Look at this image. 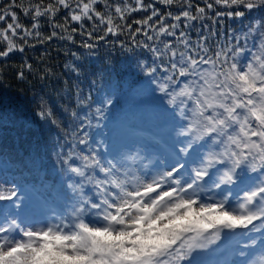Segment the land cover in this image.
<instances>
[{"label":"snow or ice","instance_id":"snow-or-ice-1","mask_svg":"<svg viewBox=\"0 0 264 264\" xmlns=\"http://www.w3.org/2000/svg\"><path fill=\"white\" fill-rule=\"evenodd\" d=\"M228 19L248 23L229 30ZM0 22V62L77 35L88 50L126 36L120 47L142 50V90L168 124L148 143L96 142L90 129L115 93L93 100L77 89L83 115L71 111L80 121L71 132L41 95L35 117L72 141L54 161L66 207L45 216L28 191L0 180V264H221L209 256L225 241V264H264V0H7ZM25 69L54 75L27 63L20 80ZM129 134L145 135L131 125Z\"/></svg>","mask_w":264,"mask_h":264},{"label":"trees","instance_id":"trees-1","mask_svg":"<svg viewBox=\"0 0 264 264\" xmlns=\"http://www.w3.org/2000/svg\"><path fill=\"white\" fill-rule=\"evenodd\" d=\"M6 2L7 0H0V4ZM22 2L27 4L28 0ZM159 7L162 11L165 10V6ZM143 15L133 14L136 19ZM252 15L259 13L254 12ZM59 20L62 22L63 17L60 16ZM20 22L30 27L28 19L23 16L20 17ZM225 23L231 30L242 28L248 21L228 19ZM90 24L91 22H87L86 27ZM41 25L42 31L47 33L48 23L43 18ZM2 26L0 22V27ZM84 39L87 37L77 35L75 44L54 40L50 44L26 48L23 54L16 52L0 62V180L14 181L28 191L32 197V207L39 213L42 209L37 202L41 201L42 196L50 200V207L58 200L61 204L64 203L63 208L55 205L52 209L54 211L60 212L66 207L65 199L58 195L63 189L65 178L54 161L58 146L72 143L70 140L66 141L63 130L42 125L35 117L41 95L50 100L57 116L67 125V131L71 132L80 123L71 116V111L83 115L76 102L77 89L82 96L91 93L93 100L115 93L116 103L108 118L101 122L100 128L94 126L90 129L96 142L101 139L130 138L134 142L143 140L148 143L149 136L168 134L162 130V126L168 127V124L157 115L156 102L147 91L142 90L144 79L139 74L136 63L143 58L139 55L142 50L128 52L121 48V41H127L126 36H109L91 50L80 47V42ZM72 53L76 55L73 56ZM27 63H32L34 69L51 71L54 75L47 81H41L35 71L30 75L25 69L26 79L20 80L16 73ZM74 66H78L79 75L73 71ZM64 107L68 108L67 112L62 111ZM130 125L145 135L130 136ZM0 207H3L2 202Z\"/></svg>","mask_w":264,"mask_h":264},{"label":"rangeland","instance_id":"rangeland-1","mask_svg":"<svg viewBox=\"0 0 264 264\" xmlns=\"http://www.w3.org/2000/svg\"><path fill=\"white\" fill-rule=\"evenodd\" d=\"M166 129H167L166 125L162 126L163 131H166ZM40 204H41V209H42L41 213L47 216L51 212V209L50 208L44 209V206H46V204L50 205V200L42 196L41 201L37 202V205H40ZM63 204L64 203L61 204L60 200H58L55 205L57 207L63 208L64 207ZM231 248H232V243L225 241L224 244L221 245L220 248L215 253L209 256V259L215 260V261L220 260V262L223 261V264H225V262L230 261L232 259V256L230 255Z\"/></svg>","mask_w":264,"mask_h":264}]
</instances>
